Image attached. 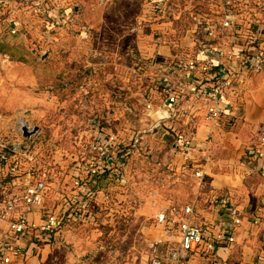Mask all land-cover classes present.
I'll list each match as a JSON object with an SVG mask.
<instances>
[{"label":"rangeland","instance_id":"1","mask_svg":"<svg viewBox=\"0 0 264 264\" xmlns=\"http://www.w3.org/2000/svg\"><path fill=\"white\" fill-rule=\"evenodd\" d=\"M170 1L180 7L176 18L154 20L155 3ZM219 1L62 0L60 25L27 10V36L9 35L2 20L25 0L0 9V196L13 181L11 190L43 177V215L78 213L65 220L70 235L52 240L41 264H149L153 231L162 229L157 215L194 200V171L177 165L171 135L152 130L141 108L128 110L138 89L133 82V92L123 88L130 76L123 73L129 66L148 70L142 51L154 44L186 42L195 18L219 10ZM19 115L39 134L16 152L7 148L14 140L8 126ZM27 240L18 241L22 250Z\"/></svg>","mask_w":264,"mask_h":264},{"label":"built area","instance_id":"2","mask_svg":"<svg viewBox=\"0 0 264 264\" xmlns=\"http://www.w3.org/2000/svg\"><path fill=\"white\" fill-rule=\"evenodd\" d=\"M15 0H0V9L9 7ZM62 0H25V4L4 17L9 23L8 34L27 36L32 21L30 13L52 19V24H61L66 6ZM216 8L210 14H199L194 27L187 30V41L181 39L174 44L177 50L171 57L158 56L148 60V70L131 66L125 71L123 88L132 91L130 82L138 90L136 102L128 104V110L135 112L139 108L153 121L152 130L163 129L166 135L176 137L171 145L174 155L188 153L195 146L198 130L202 124L219 127L220 121L245 100V91L252 78L264 73V4L254 0H221L214 3ZM180 7L175 2H161L154 5V20H174ZM16 14L22 21L14 19ZM67 23H74L71 12ZM244 31L247 33L243 36ZM236 37L237 40L234 38ZM148 89L142 90L145 82ZM0 114V123H4ZM179 124L187 132H178ZM164 126V127H162ZM1 127V126H0ZM14 140L7 145L18 152L20 144L33 140L39 134L34 131L36 125L28 117L19 115L8 126ZM31 132L29 136L24 131ZM9 132V131H8ZM9 133V134H10ZM212 130L209 131V135ZM18 142V143H16ZM9 146V147H8ZM21 151V150H20ZM28 147L22 150L27 155ZM251 158L257 161L258 170L264 174V137L251 150ZM209 162V157H203ZM188 159V158H187ZM19 161L14 160L12 170L16 171ZM187 164H182L186 169ZM97 170V169H94ZM204 167L194 171L196 185H203ZM17 182L13 181V186ZM11 185V187H12ZM11 187L0 196V264H12L22 255L18 241L22 237L38 234H58L64 229L65 220L76 218V213L43 215L45 209L47 181L39 177L34 181L26 180L20 189ZM227 209L229 221L216 240L235 241V231L242 224L244 211L232 205L227 198L220 203ZM40 211L41 223L33 220V215ZM197 201L179 206L173 205L169 210L161 211L157 221L175 229L177 240L167 248L161 247L159 241L149 245V264H188V257L204 242L205 231L196 218ZM259 223V219L255 220ZM214 249L213 242L207 245V251ZM18 256V257H17ZM220 264H233L223 261Z\"/></svg>","mask_w":264,"mask_h":264},{"label":"crops","instance_id":"3","mask_svg":"<svg viewBox=\"0 0 264 264\" xmlns=\"http://www.w3.org/2000/svg\"><path fill=\"white\" fill-rule=\"evenodd\" d=\"M246 33L244 31L243 36ZM174 44H154L142 53L148 59L171 57L177 52L173 48ZM175 127L178 132H187L179 124ZM197 134L199 137L193 139L195 146L192 151L175 155L181 160L177 164L179 168L186 163L187 168L184 170L195 171L199 167L205 170L203 185H196L194 200L191 202L197 201L195 214L205 231L204 242L190 253L188 264H220L225 260L233 264H264V174L258 170L257 161L251 158L250 151L264 137V73L252 78L245 91L244 102L226 115L219 127L211 129V126L202 124ZM171 136L176 138L174 134ZM204 156L209 157L208 163ZM224 198L244 211L242 224L235 231L233 242L228 239L216 240L223 225L229 221L227 209L220 206ZM191 203L173 205L183 207ZM32 218L36 223H41L40 211ZM257 218L259 223L255 222ZM158 224L162 229L159 227L153 231L154 241H159L164 248L172 246L177 240L175 229L168 224ZM68 235L70 230L64 228L53 236L54 239L49 241L44 238V243L35 239L37 235L28 236L29 245H22L21 258L12 264H41L45 254L53 250L55 244L52 240ZM210 242H213L214 249L206 252Z\"/></svg>","mask_w":264,"mask_h":264},{"label":"trees","instance_id":"4","mask_svg":"<svg viewBox=\"0 0 264 264\" xmlns=\"http://www.w3.org/2000/svg\"><path fill=\"white\" fill-rule=\"evenodd\" d=\"M55 234H38L37 237H35L36 240L40 241L41 243H44V238L53 239V236ZM34 236V235H33ZM50 241V240H49Z\"/></svg>","mask_w":264,"mask_h":264},{"label":"water","instance_id":"5","mask_svg":"<svg viewBox=\"0 0 264 264\" xmlns=\"http://www.w3.org/2000/svg\"><path fill=\"white\" fill-rule=\"evenodd\" d=\"M38 128H39V127L36 126V127L34 128V131L38 130ZM30 134H31V132H29L28 130L25 129V131H24V135H25V136H29Z\"/></svg>","mask_w":264,"mask_h":264}]
</instances>
